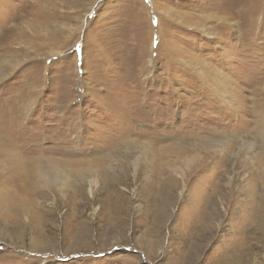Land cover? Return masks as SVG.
<instances>
[{
	"label": "rangeland",
	"instance_id": "374dc122",
	"mask_svg": "<svg viewBox=\"0 0 264 264\" xmlns=\"http://www.w3.org/2000/svg\"><path fill=\"white\" fill-rule=\"evenodd\" d=\"M0 73V264H264V0H0Z\"/></svg>",
	"mask_w": 264,
	"mask_h": 264
},
{
	"label": "bare ground",
	"instance_id": "6f19581e",
	"mask_svg": "<svg viewBox=\"0 0 264 264\" xmlns=\"http://www.w3.org/2000/svg\"><path fill=\"white\" fill-rule=\"evenodd\" d=\"M2 62V61H1ZM7 69H9L8 67H7ZM7 69H5V70H7ZM2 75V73H0V76ZM221 140V139H220ZM258 149L259 150H263L264 151V134H263V136H262V138L261 139H259L258 140ZM260 152H262V151H259L258 153H257V155H261V153ZM51 167H53V166H51ZM53 168H55V167H53ZM56 169V168H55ZM46 172V171H45ZM190 175V174H189ZM184 182H185V180H184ZM170 197V196H169ZM206 197V196H205ZM209 198H211V197H207L205 200H203L202 201V199L201 198H196V199H194L195 200V203H193L192 205L191 204H189V205H184L183 207H182V210L183 211H185V216H184V218H183V224L185 225V227L187 228V227H191V224H192V222H193V224L195 225H193L192 224V227L194 226L197 230H207L208 229V226L205 224L206 222H214L217 218H218V215H220V212L218 213L217 212V210H216V207H214L213 206V210L211 211V210H209V209H207V207H208V205L210 204V201H208L209 200ZM169 201H171L170 200V198L168 199V198H165V200H163L162 201V205L163 206H161V207H165L168 203H169ZM184 201V200H183ZM193 201V200H192ZM202 201V202H201ZM3 201H2V198H1V196H0V203H2ZM192 203V202H191ZM230 202H228V207H230V209L228 210L227 209V211L228 212H230V210L232 209V207H231V205L229 204ZM212 204H215V203H213L212 202ZM180 205H181V203H180ZM179 208H181L180 206H178ZM21 210V209H20ZM209 210V211H208ZM151 212V211H150ZM158 212H161L160 213V215L162 216V218H163V213L162 212H165V210H164V208L162 209V208H158ZM158 212L157 211H154V214L156 215V214H158ZM144 214V213H143ZM146 214V213H145ZM160 215L158 216V220H161L162 218H160ZM142 216V215H141ZM148 217H149V215H148ZM34 218V217H33ZM213 224V223H212ZM261 229V231L263 232V234H264V225H260L259 226ZM220 230V229H219ZM212 233V232H211ZM219 233V232H218ZM238 233V232H237ZM237 236V235H236ZM209 238V237H208ZM243 239V238H242ZM185 241V240H184ZM243 241H245V239L243 240ZM188 242V241H187ZM231 242V241H230ZM243 242H239V241H235V244H234V246L235 245H241V246H243V245H245L244 243L242 244ZM147 244H149L148 246H154V245H152V243H150V242H148ZM183 244H184V242H183ZM229 244H231V243H229ZM155 245H157V244H155ZM226 245V244H225ZM184 246V245H183ZM227 246V245H226ZM231 246V245H230ZM229 246V247H230ZM200 247V246H199ZM194 248V247H193ZM235 248H236V246H235ZM242 248H245L244 246L242 247ZM241 248V249H242ZM195 249V248H194ZM183 250V249H182ZM238 250V249H237ZM184 251V250H183ZM179 252V251H178ZM182 252V251H181ZM228 252H230L231 253V251L230 250H228ZM228 252H226V253H228ZM183 253H186V252H183ZM180 255H182V254H180ZM185 255V254H184ZM226 254H224V256H225ZM230 255H232V254H230ZM223 256V255H222ZM178 256H176V258H177ZM180 257V256H179ZM224 258H228L227 256L226 257H224ZM224 258H220L218 261H215V264H232V260L233 259H231V261L229 260L228 262H223L222 260L224 259ZM234 259H238V258H234ZM184 261V260H183ZM235 261V260H234ZM180 262H181V259L180 258H178V259H174L173 258V260H170V262H169V264H180Z\"/></svg>",
	"mask_w": 264,
	"mask_h": 264
}]
</instances>
